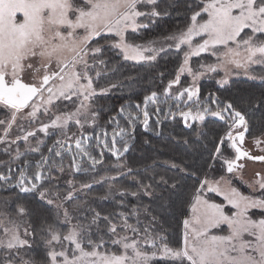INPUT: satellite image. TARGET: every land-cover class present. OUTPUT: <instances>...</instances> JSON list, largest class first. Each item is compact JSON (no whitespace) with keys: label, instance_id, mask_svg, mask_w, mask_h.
Returning <instances> with one entry per match:
<instances>
[{"label":"snow or ice","instance_id":"obj_1","mask_svg":"<svg viewBox=\"0 0 264 264\" xmlns=\"http://www.w3.org/2000/svg\"><path fill=\"white\" fill-rule=\"evenodd\" d=\"M196 9L192 11L190 23L184 30H178L166 38L172 42L169 47L174 46L183 53V63L164 93L166 96L171 95L169 90L173 84L180 83V73L187 72L192 76L193 83L172 97L177 102L175 106L179 110L180 102L185 103L188 110L179 111L185 122L189 118L203 122L206 115L219 117L226 123L230 121L228 130L219 139L213 160L222 155L220 146L230 141L235 156L225 158L223 164L226 165V172L233 174L244 168V164L237 163L242 158L264 162V155H250L240 146L248 132L247 121L245 115L236 110L231 102L213 110L199 101V89L195 81L203 73L193 71L189 61L193 56L210 51L219 63L207 65V69L216 72L219 67L224 70L225 77L231 74L232 68H244L247 71L251 65H264V0H199ZM161 15L159 0H0V105L11 110L10 121L0 120V124L7 123L5 136L0 137V142H4L18 115L22 114L30 120L48 116L49 122H41L39 131L48 133L51 128L66 135V130L72 125L81 130L79 134L66 135L64 141L55 142L54 147L60 149L55 151L56 156H61L65 147L71 152L74 142L77 152L72 160L77 171H87L76 163L77 155L87 157L92 168L102 164L103 150L99 153L101 158L97 159L89 150L91 145L85 144L91 137L83 133L85 125L95 126L98 116L92 104L97 95L96 84L100 73L95 72L96 81L92 73L97 54H101L104 49L101 39L111 41L109 46L119 49L125 60H155L156 54L165 50L163 46L156 49L129 43L127 34L148 27V24L141 22L142 19L152 23L154 18ZM194 37H200L201 40L194 43ZM99 63L103 64L104 61L100 60ZM26 74H31L36 82H26ZM226 82V79L218 81L220 84ZM117 86L111 84L108 88H100L99 92L106 93ZM157 95L153 91L151 95L145 96L143 109L140 104L135 105L141 110L145 127L149 121L147 105L155 101ZM63 101L69 102L71 108L61 107L57 103ZM189 101L192 104H188ZM211 103L217 101L212 100ZM24 109L30 111L22 113ZM155 111L162 113L164 109L157 106ZM169 114L175 115L171 106ZM120 115H126L129 128L121 127L117 117L113 116L109 123H115L119 131H113L111 143L108 142L107 132L96 136V147L102 145L117 160L123 152L128 151L126 144L122 150L117 147V136L123 139L140 118L124 107L120 108ZM30 136H35V132H27L23 139L27 141ZM254 143L259 146L264 141L256 138ZM53 150L49 148V152ZM17 153L19 156V149ZM41 159L44 164L47 163L46 157L42 156ZM172 166L177 167L175 164ZM113 167L120 169L125 165L118 163ZM45 171L49 172V181L54 179L50 169L37 163V170L31 176L22 169L16 184L21 192H31L48 205H55L57 219L62 217L68 229L65 235L52 224L43 229L47 232L44 243L48 248V264H152L157 258L167 259L170 264H264V173L257 172V178L249 184L253 192L259 190V196L244 195L225 176L218 180H209L207 177L199 180L193 196L192 216L183 221L182 245L173 248L166 242L158 243V239L162 241L163 238L154 236L147 228L141 232L129 224L124 214H120L124 221L123 234L117 232V224L110 217L104 216L103 219L109 222V238L106 240L101 235L93 239L91 225L97 223L100 213L96 212L89 224L79 220L74 223L76 218L73 213L83 205L73 203L70 211L65 203L74 200L75 186L63 196L57 193L56 199L61 203H56L50 197V190L45 187ZM60 171L64 169L61 167ZM120 174L117 171V175ZM11 178L0 173V180ZM102 179L115 180L116 177ZM80 187L90 188L91 184L81 183ZM142 187L145 194H152L148 191L151 185L142 184ZM208 193L222 196L226 204L213 202ZM131 195L136 196L138 193L131 192ZM253 209L261 212L258 219L250 214ZM17 213L22 216L25 209L20 206ZM20 227L7 212H0V249L8 251L10 256L13 250L18 254L20 249L31 247L29 240L21 237ZM128 231L133 235L129 236ZM23 235L28 237L32 232L25 227ZM62 242L72 247H65ZM56 244H61L59 251L55 250ZM109 244L118 246V250L111 251L107 248ZM6 264H13V260L9 259ZM20 264L36 262L21 259Z\"/></svg>","mask_w":264,"mask_h":264},{"label":"trees","instance_id":"obj_2","mask_svg":"<svg viewBox=\"0 0 264 264\" xmlns=\"http://www.w3.org/2000/svg\"><path fill=\"white\" fill-rule=\"evenodd\" d=\"M197 3L199 0H159V11L162 15L154 18L152 23L142 19L148 27L140 28L135 33L129 31L128 42L145 44L149 41L164 40L178 30H184L190 23L192 11L197 10ZM107 42L111 41L101 39L104 49L100 59L105 62L103 67L105 72L99 80L100 85H96L100 88L111 84L118 86L110 93L97 97L95 104L99 108L98 116L101 123L95 131L101 127L112 129L115 123H109V120L113 116L117 117L118 122L124 121L120 115L121 107L126 111H133L135 102L142 104L144 97L151 95L153 91L162 94L169 81L175 79L182 60L180 52H169L151 63L133 62L125 60L118 49L110 47ZM202 58L206 61L213 60L210 56L202 55L192 62L197 64ZM180 82L190 83L187 78H181ZM197 88L201 92L202 99L208 95L203 106L216 110V107H224L231 102L236 110L241 111L248 123V138L256 139L264 135V80L232 79L227 84L218 86L214 79H205L197 84ZM212 100H216L217 103H211ZM228 123L230 121L226 123L219 117L207 115L203 122L195 121L187 125H184L180 119H169L164 122L161 133L156 136L147 133L140 136L135 130L132 133L135 138L131 149L126 154H122L119 160L115 156L109 155V158L105 156L102 164L79 172L81 175H102L111 169L106 166L109 165V160H113L114 164L125 160L131 168L127 175L114 181L119 191L113 192L111 197L101 198L109 195L103 184L90 188L97 192V195L93 196L94 208L110 219L117 218L120 210L130 212L133 208H138L140 209L138 211L145 212L155 219L167 236L171 247L181 246L184 233L183 221L189 215L198 181L205 177L218 178L226 173L221 157L232 154L230 141L220 146L222 155L218 159L213 160V154L220 137L228 130ZM97 157L100 159L99 156ZM30 163L32 166L26 171L29 176L37 170V165ZM173 164L177 167H173ZM47 165L51 170L54 162L49 161ZM15 166L9 168L11 174L4 173L3 170L8 168L2 170L1 173L5 176L11 175L12 178L11 181L7 180L8 185L2 184L0 180V193L16 196L12 208L21 204L24 206L28 222L33 229L35 243L31 249V257L33 261L42 263L48 260L47 250L45 246H38L36 242L44 239L46 231L43 229L55 221L54 209L33 193L21 192L19 186L14 185L13 182L17 180L23 164ZM48 175L49 172L45 176L46 188L50 186V183L46 184ZM233 181L240 185L237 179ZM141 182L143 185H151L148 190L151 195L144 193ZM122 192L125 194L121 195ZM131 192H137L138 195L132 196ZM106 232L104 230V234ZM152 264H170V262L167 259L157 258Z\"/></svg>","mask_w":264,"mask_h":264},{"label":"rangeland","instance_id":"obj_3","mask_svg":"<svg viewBox=\"0 0 264 264\" xmlns=\"http://www.w3.org/2000/svg\"><path fill=\"white\" fill-rule=\"evenodd\" d=\"M142 22V21H141ZM147 24V23H146ZM139 30V29H138ZM137 30V31H138ZM106 35V34H104ZM111 35V34H108ZM201 40L200 37H194V43L199 42ZM106 43V42H104ZM108 45L110 42H107ZM130 43V42H129ZM171 41H167L166 39L164 40H158V41H149L145 44H137L141 45L144 47H153L156 49H159L163 46L165 49L162 52H158L156 54V59L152 61L148 60H143V61H135V60H130L133 62H140V63H151L156 61L161 55L169 53V52H177L179 53L174 46L169 47V44H171ZM104 46V45H103ZM119 51V49H118ZM120 52V51H119ZM148 53H145L147 55ZM181 54V64L183 63V53L180 52ZM101 54H97V62L96 66L93 69V79L94 81L97 80L95 76V72L100 73V77L98 79L97 84L100 85V79L102 77V73H104V66L105 62L103 64L99 63ZM202 55H207L213 58L211 61H206L205 59H200L197 64H194L192 61L193 59H196L199 56ZM123 56V55H122ZM199 56H193L190 58L189 61V66L193 69L195 72H202L203 75L199 76V78L195 81V86L197 87V84L205 79H214L218 86H223L227 84L230 80L232 79H246V80H257V81H263L264 79H261V77H264V65H251L247 71L244 68H232L231 74L225 77V72L223 69L217 67L216 72L209 71L207 69V65H218V60L216 56L211 55V52H204L201 53ZM104 61V60H103ZM181 66V65H180ZM204 66V67H202ZM181 78H187L190 83H193L192 76L187 73H180V79ZM25 81L27 82H36V80L33 78L31 74H26L24 77ZM221 79H226L227 82L224 84L218 83ZM103 86V85H101ZM97 87V85H96ZM109 86H104L101 88H108ZM100 87H97V95L94 97L93 100V110L98 113L99 108L96 106L95 102L98 96H101L103 94H108L111 92L113 88H110L109 91L106 93H100L99 92ZM61 104V107L67 106L68 108H71V105L67 101L63 102H57ZM30 109H24L22 110V113L28 112ZM0 120L4 121H10L11 120V110L7 108L6 106L0 105ZM41 122L48 123L49 122V117L48 116H39L38 119L30 120L26 118L24 115L20 114L18 115V118L15 123L12 124L11 129L8 133V136L5 138L4 142H0V173L4 168L11 167L19 164H23L25 161L34 159V160H39V163H41L42 167L44 166L45 168H48L47 164H44L42 161V156L46 157V154H48L49 148L53 143H55L57 140H65L66 135H71L72 133H80V129L76 125H72L70 129L66 130V135L62 134L59 130H53L49 129L48 133H44L39 131V127ZM101 123L99 116H97L96 119V124L93 127L91 124L85 125V128L83 129L84 135L92 132L95 130V128ZM7 127L6 124H0V137H4V129ZM32 131L35 132V136H30L27 141L23 139V136L27 134V132ZM21 137V139H16V137ZM15 140V143H12V141ZM264 141V135L262 136V140ZM247 147L252 149V151L256 153H264V151L260 150L259 146L254 143L253 139H248L246 141ZM261 147H264V143L260 144ZM17 149H19V156L17 153ZM224 158V157H222ZM69 158L66 159V162L61 163L60 162H55L54 165L51 167L52 172L51 176L54 177L52 180L46 181V184L50 183L49 190H50V197L54 200H56V203H61L60 200L56 199L57 193H59L60 196H63L67 193V191L74 185L75 186V191L73 192L74 195V200L71 202L65 203V207H68L70 211L71 205L73 203H79L82 204L83 207L75 210L73 215L75 216L76 219L73 220L75 223L76 220H79L80 222L84 224H89L96 212H98L94 208V202L95 199L93 196L97 195V192L90 190L91 187L95 185H104L105 188L108 190L109 195L106 197H111L113 192H118L119 187L115 184V180L121 176L127 175L129 173V169H131L127 165V161L121 160L120 162H117L114 164L113 160H109V168L110 170H107L104 174L99 175V176H93L91 174L89 175H81L79 172L76 174L74 171L75 169L72 166V160ZM49 161H52L51 159ZM58 161V160H57ZM123 164L125 167L120 168V169H115L113 166L116 164ZM242 164H244L243 169H239L233 174H228L225 173L222 176H225L226 178L231 179L232 186L237 188L238 191L243 193L244 195H256L259 196L260 192L257 189L255 192H253V189L249 187V184L252 183L257 177L256 173H264V162L261 161H253V160H242ZM114 164V165H113ZM63 168L64 171L61 172L60 168ZM82 168V167H81ZM84 168V167H83ZM50 169V168H48ZM74 171V172H73ZM117 171H119L120 175H117ZM48 173V171H45V176ZM33 174V173H32ZM14 175V174H13ZM19 176V173H18ZM17 176V177H18ZM115 176V180H103V177H111ZM15 177V176H14ZM221 177V176H220ZM218 178H210L209 180H218ZM238 179L240 182V185H237L234 183V179ZM69 181L72 183L69 184ZM2 184L6 185L1 182ZM7 183V181H6ZM81 183H89L91 184L90 188H81L80 185ZM112 186L111 188L109 186ZM208 197L215 203H225L226 202L223 200V197L220 195H217L216 193H208ZM194 196V195H193ZM102 199L104 197H101ZM100 198V199H101ZM16 200V196L12 194H1L0 193V212H7L8 215H10L13 219H15L19 224H20V232H21V237L22 238H27L31 244V247H24L20 249L19 253L17 254L15 250L12 251L11 256L8 251L5 249H0V264H6V262L9 259L13 260V264H20L21 259L25 261H33L31 257V249L35 246V243L33 241L34 237L33 234L28 237H24L23 235V230L25 227L29 228L30 232H32V226L28 222L27 218V212L25 210V213L21 216L17 213V208L22 206L19 205L16 208L13 207V201ZM46 202V201H44ZM54 209L55 213V221L53 222L52 225L56 226V229L62 234L65 235L67 234V227L64 225L62 222V217L60 220L57 219L56 217V208L55 205H50ZM24 208V206H22ZM230 207V206H229ZM25 209V208H24ZM140 209L133 208L132 211L126 212L123 210L118 211V216L115 219H111L112 222L117 224V232L120 234H123L124 229H123V219L120 214H124V216L127 217V222L134 227H137L143 232L145 228L149 230L154 236L157 237H162L163 240L160 241L158 239V243L162 244L164 242L169 244V241L167 239V236L165 233L161 230L159 224L155 221V219L152 216H149L148 214H145V212H140L138 211ZM250 214L253 216L254 219H258L261 215V212L259 210H251ZM192 216V205L190 207V212L189 215L187 216L186 219H190ZM103 215L100 214V217L97 219V223L94 225H91V233H92V238L97 239L99 236L103 235L104 238L107 240L109 238L108 234V228H109V222L105 221L103 219ZM104 230L107 232L104 234ZM127 234L129 236L133 235L131 231H128ZM2 235V233H0ZM47 236V232L45 234V237ZM38 246H45L46 250L48 251L47 246L44 243V239H41L40 241L36 242ZM63 246L71 248L72 246L69 245L67 242H62ZM171 247V245L169 244ZM115 247L116 249L113 250L112 248ZM107 248L110 249L111 251H117L118 246L115 245H107ZM61 249V244H56L55 245V250L59 251ZM36 264H48V260L42 263L36 262Z\"/></svg>","mask_w":264,"mask_h":264},{"label":"flooded vegetation","instance_id":"obj_4","mask_svg":"<svg viewBox=\"0 0 264 264\" xmlns=\"http://www.w3.org/2000/svg\"><path fill=\"white\" fill-rule=\"evenodd\" d=\"M32 83H34V81ZM191 84L192 83H183V82H180L179 84H173L172 89L169 90L170 93H171L170 96H166L165 95V93H164L165 89H164L162 94H158L157 95V98H156L155 101L149 102L148 105H147V110L149 112V121H148V126L147 127H145L144 124H143V117H142L141 110L137 109L135 107L132 112L134 114L138 115L140 118L135 121L134 125H132L131 128L129 129L128 135H126L123 139H121L120 136H117V138H116L117 139V147L122 150L124 145L126 144L127 147H128V151H129L131 149L132 145H133V141H134L135 135L132 136V133H134L135 130H137V132H138V134L140 136H144V134H146V133L150 134L152 136L159 135L161 133V130H162V125L164 124L165 121H167L169 119H172V120L180 119L181 122L184 125H187V123L191 124V123L195 122L191 118H189V120L187 122L184 121L183 117L179 115V111H187L188 108L186 107L184 102H180V106H179V110H178L176 108V106H175L177 102L172 98V97H174L177 94L178 91L182 90L185 87L190 86ZM200 96H201V92L199 91V101L202 104L205 103V101L208 99V95L205 97V99H202ZM185 99H186V97H185ZM195 99L196 98H194V100ZM136 104H138V103L135 102V105ZM188 104H192V102L189 101ZM140 105H141V109H143L144 106H145L144 102L142 104H140ZM157 106H159L160 108L164 109V112L156 113L155 108ZM170 106H171V111L173 113H175V115H170L169 114ZM193 107H195V105H193ZM207 107H209V106H207ZM216 109H217V107H216ZM121 118H124V121H119L118 122L119 125L121 127L129 128V125L126 122V115L125 116H121ZM157 121H159V123H157ZM247 126H248V123H247ZM113 131H117V132L119 131V129L116 127V124L113 125L112 129L111 128L109 129V128H102L101 127V128H98L97 131L94 130V131L86 134L87 136L91 137V139L86 141L85 144L86 145H91V148L89 150H91L93 152V155H95L96 157L97 156L100 157L99 153H100L101 150H103V159L105 158V156H107V158H109V155H111L113 157L112 153L110 151H108L107 149H103L102 145L100 147H96V136L97 135H100L103 132H107V138H108V142L110 144ZM247 133L245 134V139H244L243 144L240 145L242 147V149L248 151L249 154L253 155V156L264 155V153H256V152L252 151V149L247 147L246 141L248 139H253V140L255 139V138H248ZM132 137H133V140H131ZM258 139L262 140V137L258 138ZM61 141H64V140H61ZM229 143L231 144V142H229ZM237 143L239 144V141H237ZM54 146H55V143H53L51 145V147H50V148H53L54 150L52 152L48 151V154H46V158H47V163L46 164H48L50 159L54 163L55 162H60V161H61V163H63V162H66L67 158L72 160L73 155H76L77 150L75 149L74 142H73V146H72L71 152H69L67 150V148L65 147V149L62 151V155L61 156H56L55 155V151H58L60 149L58 147H54ZM259 148H260V150L264 149V147H261L260 145H259ZM126 153H124V154H126ZM234 156H235V151H234V149H232V154L224 155V156H222L224 158L221 157V159H222V161H224L225 158H234ZM97 159H98V157H97ZM245 159L246 158H242L237 163H241V161L245 160ZM27 162H28L27 165L25 164V162L23 163V170L25 172L27 171L28 168H30L32 166L30 162H32L33 164L37 165V163H39V160L30 159V160H27ZM76 163H78L80 165V167H82V169L89 170L90 167H91V161L88 160L87 157H81V156L77 155L76 156ZM72 166L75 169V171H77L76 170V166L73 163V160H72ZM7 168L8 169H4L3 170L4 173L5 174H11L9 172V168L10 167H7ZM225 171H226V165H225ZM77 172H82V171H77ZM8 176H11V175H8ZM1 181H3V183L8 185L6 183L7 180H1ZM13 183H14V185H17L16 181H14Z\"/></svg>","mask_w":264,"mask_h":264},{"label":"water","instance_id":"obj_5","mask_svg":"<svg viewBox=\"0 0 264 264\" xmlns=\"http://www.w3.org/2000/svg\"><path fill=\"white\" fill-rule=\"evenodd\" d=\"M246 133H247V132H246ZM246 133H245V134H246ZM124 153H126V152H124ZM124 153H123V154H124Z\"/></svg>","mask_w":264,"mask_h":264}]
</instances>
